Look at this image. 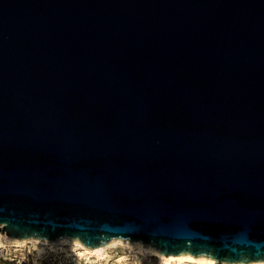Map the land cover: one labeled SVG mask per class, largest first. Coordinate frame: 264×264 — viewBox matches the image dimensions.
<instances>
[{
  "label": "water",
  "instance_id": "obj_1",
  "mask_svg": "<svg viewBox=\"0 0 264 264\" xmlns=\"http://www.w3.org/2000/svg\"><path fill=\"white\" fill-rule=\"evenodd\" d=\"M0 232L264 262V0H0Z\"/></svg>",
  "mask_w": 264,
  "mask_h": 264
},
{
  "label": "bare ground",
  "instance_id": "obj_2",
  "mask_svg": "<svg viewBox=\"0 0 264 264\" xmlns=\"http://www.w3.org/2000/svg\"><path fill=\"white\" fill-rule=\"evenodd\" d=\"M29 243L35 248L36 254L41 255L45 249L51 252H57L58 249L63 248L64 245L68 246L67 256H81L87 262H99L109 261L110 255L107 250L115 245L125 246L129 253L128 255L121 256L116 260L117 264H127V262L133 261V259H139L140 257H156L164 264H232V263H217L215 260L203 256L194 257L191 254L169 255L164 256L160 254L156 249L151 246H146L140 241L131 242L123 239H112L108 244L99 248H88L81 244L78 240L63 238L56 242H46L39 239H13L6 237L5 234L0 232V254H4L7 248L12 246L26 247ZM39 245V246H37ZM118 247V246H117ZM28 248V247H27ZM113 249V247H112ZM69 252V253H68ZM38 257V256H37ZM91 258H94L91 260ZM113 258V257H112ZM116 259V258H115ZM76 260V259H75ZM244 264V263H237ZM246 264H264V262H253Z\"/></svg>",
  "mask_w": 264,
  "mask_h": 264
},
{
  "label": "rangeland",
  "instance_id": "obj_3",
  "mask_svg": "<svg viewBox=\"0 0 264 264\" xmlns=\"http://www.w3.org/2000/svg\"><path fill=\"white\" fill-rule=\"evenodd\" d=\"M112 247H110V249L107 250L108 254L110 255L108 262L99 261L98 263L97 262L89 263L81 256H72V257L67 256L66 254L69 249L67 245L63 246V248L65 249H58L57 252H51L48 249H45L44 252L41 253V255H38L36 254L37 252L35 248L32 247L31 243H29L26 247L12 246L7 248L4 254H0V264H117L116 260L119 257L130 254L129 250L125 246L115 245ZM93 259L94 258H91V260ZM127 264H164V263L161 260L157 259L156 257L147 256V257H140L139 259H133V261L127 262Z\"/></svg>",
  "mask_w": 264,
  "mask_h": 264
}]
</instances>
